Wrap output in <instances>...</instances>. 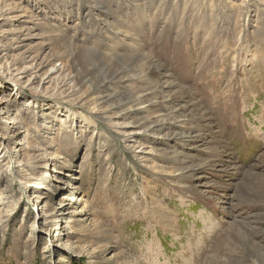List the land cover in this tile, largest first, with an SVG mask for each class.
Wrapping results in <instances>:
<instances>
[{
	"label": "rangeland",
	"instance_id": "1",
	"mask_svg": "<svg viewBox=\"0 0 264 264\" xmlns=\"http://www.w3.org/2000/svg\"><path fill=\"white\" fill-rule=\"evenodd\" d=\"M0 264H264V0H0Z\"/></svg>",
	"mask_w": 264,
	"mask_h": 264
}]
</instances>
